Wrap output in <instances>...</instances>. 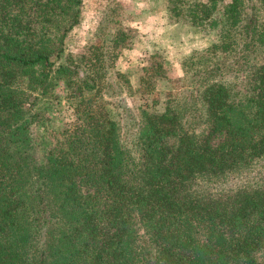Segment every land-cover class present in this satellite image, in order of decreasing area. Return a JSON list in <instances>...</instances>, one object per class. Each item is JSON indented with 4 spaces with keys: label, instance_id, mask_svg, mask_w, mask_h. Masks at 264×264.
<instances>
[{
    "label": "trees",
    "instance_id": "1",
    "mask_svg": "<svg viewBox=\"0 0 264 264\" xmlns=\"http://www.w3.org/2000/svg\"><path fill=\"white\" fill-rule=\"evenodd\" d=\"M83 5L0 0V264H264V176L248 179L264 163V0L164 1L216 39L182 60L187 88L136 107L130 139L102 91L134 36L119 23L72 53ZM59 82L70 119L38 161L35 106Z\"/></svg>",
    "mask_w": 264,
    "mask_h": 264
},
{
    "label": "rangeland",
    "instance_id": "2",
    "mask_svg": "<svg viewBox=\"0 0 264 264\" xmlns=\"http://www.w3.org/2000/svg\"><path fill=\"white\" fill-rule=\"evenodd\" d=\"M164 1L84 0L81 22L72 30L67 41V49L75 54L82 51L86 39L92 35L99 36L101 42L106 45L119 23L131 28V34L134 36L133 47L116 59L114 67L106 74L102 91L105 99L117 112L122 135L128 139L135 131L133 116L137 115L136 107H149L153 98L163 101L165 91L179 89L182 92L187 88L190 85V78L183 75L182 60L194 50H201L216 39V34H203L186 23H171L165 15ZM112 8L117 10L116 14L112 13ZM106 49L107 55L111 56L112 52L108 47ZM157 61L162 62L165 77L155 73ZM116 71L124 76L116 77ZM141 74L158 78L153 89L143 90L144 86L139 84L138 78ZM234 74L242 75L237 72ZM234 74L227 76L237 84L238 79L234 78ZM63 96V84L59 82L54 93L39 100L35 106L39 117L36 126L33 127L34 136L36 139L45 136V143L34 146V154L38 161L42 160L44 146L53 139L56 127L64 121L63 117L70 119L71 110L68 109ZM251 174L254 175L248 176L250 180L262 178L264 163ZM235 181L231 179L227 185H232Z\"/></svg>",
    "mask_w": 264,
    "mask_h": 264
}]
</instances>
